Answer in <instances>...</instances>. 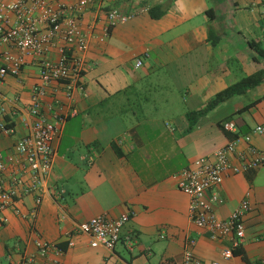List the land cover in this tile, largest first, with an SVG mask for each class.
<instances>
[{"label":"crops","instance_id":"obj_1","mask_svg":"<svg viewBox=\"0 0 264 264\" xmlns=\"http://www.w3.org/2000/svg\"><path fill=\"white\" fill-rule=\"evenodd\" d=\"M112 7L131 18L109 25ZM154 8L155 14L165 13L154 18ZM263 11L264 0H106L86 9L81 15L89 36L83 89L69 99L64 83H53L45 99L52 106L46 111L51 120L57 112H77L67 118L55 142L49 192L40 205L32 193L2 213L9 220L0 221V264H22L23 253L36 254L34 264H47L54 254L38 252L35 230L64 249L58 255L62 264H182L191 238L196 239L194 254L207 262L264 264V165L229 172L220 186L225 197L215 205L220 218L244 199L251 205L240 252L228 260L222 251L230 239H213L198 227L190 215V197L178 187V173L226 144L228 133H250L264 152V131L254 132L264 127V100L240 110L264 95V81L200 116L192 127L188 117L244 77L239 75L264 69V55L249 44L255 40L264 49ZM4 51L20 54L0 41V67ZM58 56L52 47L51 57ZM25 60L18 76H0L5 119L15 127L13 134L0 132L6 160L27 131L23 117L31 88L40 81L39 62L32 56ZM226 122L234 123L235 130L226 132L219 125ZM247 146L241 141L239 149ZM125 212L131 217L114 251L92 247L84 234L74 235L75 244L69 246L76 224ZM128 235L135 237L132 247Z\"/></svg>","mask_w":264,"mask_h":264},{"label":"built area","instance_id":"obj_2","mask_svg":"<svg viewBox=\"0 0 264 264\" xmlns=\"http://www.w3.org/2000/svg\"><path fill=\"white\" fill-rule=\"evenodd\" d=\"M104 1L106 0H12L0 3V41L20 52L19 55L11 51L3 52L0 76H18L26 56H32L40 64V81L31 88V102L23 117L27 131L15 142V152L7 160L0 150L2 223L9 220L2 213L18 199L35 193L38 207L44 193L49 192L48 180L57 154L55 142L61 135L65 121L77 109L57 112L51 120L46 111H50L52 106L47 105L45 99L53 83L63 82L69 99L76 89H83L82 79L88 68L86 53L89 36L81 26V15L94 3L101 4ZM107 15L109 25L131 18L130 14H125L116 7L110 8ZM52 47L58 48L57 59L51 57ZM141 64L142 60L139 59L137 66ZM7 111L8 108L0 97V132L13 134L15 127L5 119ZM13 112H16V107L12 109L11 113ZM224 128L234 131L235 125L226 122ZM263 131V126L254 129L258 133ZM251 140L250 133L231 139L178 173V187L190 197L189 210L193 222L208 231L213 239H230L231 245L222 251L225 260L233 257V249L240 247L245 240V217L251 205L248 199H244L226 218H220L216 214L215 205L225 202L220 186L229 172L240 173L264 165V152ZM241 141L248 145L244 150L239 149ZM15 211L20 212L19 209ZM130 217L128 212L118 217L103 213L82 221L71 230L69 246L75 244L74 235L84 234L90 238L92 247H105L114 251ZM35 235L38 252L54 254L47 264H62L58 255L64 253V249L55 242L45 240L38 230H35ZM126 241L130 247L136 243L134 235H128ZM195 244L194 238L187 241L182 264H224L220 260L207 262L196 256L191 248ZM36 260L37 255L34 253L22 255V264H34Z\"/></svg>","mask_w":264,"mask_h":264},{"label":"trees","instance_id":"obj_3","mask_svg":"<svg viewBox=\"0 0 264 264\" xmlns=\"http://www.w3.org/2000/svg\"><path fill=\"white\" fill-rule=\"evenodd\" d=\"M151 9L150 12L154 18H160L164 13L165 10L161 9L158 14H155V10ZM213 9H209V12ZM250 46L258 52L259 55H264V49L260 45L259 42H256L255 40L249 41ZM264 81V69H260L256 72H253L251 74H248L236 82L228 85L226 88L220 90L216 93V95L207 103L205 107L199 110L191 111L188 114L189 119L191 120V127L197 122L200 116H203L204 114L208 113L210 110L221 104L222 102L231 99L234 96L245 94L249 89L256 87L257 85L261 84ZM264 100V95L257 97L253 101L247 103L244 105L240 110H247L248 108L256 105L258 102ZM219 125L224 129V123H219ZM227 132V130H226ZM229 137L231 139H234V137L237 136V134H229ZM241 247V246H240ZM240 247L234 248V254L240 252ZM245 256V255H244ZM250 264V263H249Z\"/></svg>","mask_w":264,"mask_h":264},{"label":"rangeland","instance_id":"obj_4","mask_svg":"<svg viewBox=\"0 0 264 264\" xmlns=\"http://www.w3.org/2000/svg\"><path fill=\"white\" fill-rule=\"evenodd\" d=\"M240 77H242V76H245V74H241V75H239Z\"/></svg>","mask_w":264,"mask_h":264}]
</instances>
